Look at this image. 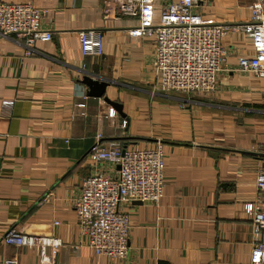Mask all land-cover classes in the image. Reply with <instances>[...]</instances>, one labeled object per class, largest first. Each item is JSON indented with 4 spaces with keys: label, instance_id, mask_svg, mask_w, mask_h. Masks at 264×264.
<instances>
[{
    "label": "crops",
    "instance_id": "crops-1",
    "mask_svg": "<svg viewBox=\"0 0 264 264\" xmlns=\"http://www.w3.org/2000/svg\"><path fill=\"white\" fill-rule=\"evenodd\" d=\"M0 1L46 10L43 27L53 33L32 55L0 35V238L12 228L53 235L63 243L57 264H249L244 207L264 167V79L237 70L239 57L254 52L248 35L231 30L222 40L227 57L214 93H169L154 68L153 40L130 37L133 19H105L106 0ZM168 1L155 0L157 13ZM197 1L205 20L225 27L251 18L253 0ZM86 28L102 31L101 57L82 55L78 32ZM88 74L109 82L103 96L89 95L81 82ZM99 136L103 146L124 148L128 139L125 149L164 154L161 203L123 207L132 227L124 261L94 254L74 208L85 179L118 172L92 161ZM43 252L0 240V261L37 263Z\"/></svg>",
    "mask_w": 264,
    "mask_h": 264
},
{
    "label": "built area",
    "instance_id": "built-area-1",
    "mask_svg": "<svg viewBox=\"0 0 264 264\" xmlns=\"http://www.w3.org/2000/svg\"><path fill=\"white\" fill-rule=\"evenodd\" d=\"M197 0H170L157 13L155 0H106L104 18L119 16L133 19L128 29L134 39H152L155 45L154 68L163 91L169 93L210 95L216 91L218 78L224 70L227 53L222 40L231 31L248 35L253 55L241 56L238 72L264 79V0H253L248 23L233 28L205 20L197 11ZM47 11L31 4H11L0 1V35L13 36L28 55L36 51L38 42L53 39L51 30L43 27ZM83 56L104 54V35L99 29L78 32ZM12 102L3 105L11 107ZM97 138L91 152L96 165H117L118 172L110 176L103 172L84 180L74 208L81 230L89 238L96 256L124 261L129 255L131 220L126 207L134 202L159 205L165 187L164 154L160 148L125 149L115 141L102 145ZM256 197L245 205L252 224L253 245L249 264H264V167L256 177ZM59 225V221H54ZM7 247L26 253L39 248L37 263H21L16 258L0 264H57L62 241L53 235H32L9 229L1 238ZM45 251V250H43Z\"/></svg>",
    "mask_w": 264,
    "mask_h": 264
},
{
    "label": "water",
    "instance_id": "water-1",
    "mask_svg": "<svg viewBox=\"0 0 264 264\" xmlns=\"http://www.w3.org/2000/svg\"><path fill=\"white\" fill-rule=\"evenodd\" d=\"M84 85L88 87L90 96L101 97L105 94V89L110 85L109 82L102 81L101 79H97L91 75H84L81 81ZM105 100L111 104L115 109L119 111V113L123 114L121 108L122 105L114 103L109 98L105 97ZM124 115V114H123ZM138 204H141L140 202Z\"/></svg>",
    "mask_w": 264,
    "mask_h": 264
},
{
    "label": "trees",
    "instance_id": "trees-1",
    "mask_svg": "<svg viewBox=\"0 0 264 264\" xmlns=\"http://www.w3.org/2000/svg\"><path fill=\"white\" fill-rule=\"evenodd\" d=\"M123 140V139H122ZM127 141H123V143H124V148L127 146V144H128V142H129V140L128 139H126ZM122 144V143H121Z\"/></svg>",
    "mask_w": 264,
    "mask_h": 264
}]
</instances>
